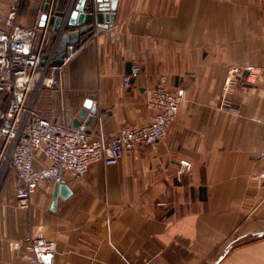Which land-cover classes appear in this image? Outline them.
<instances>
[{
  "label": "crops",
  "instance_id": "obj_1",
  "mask_svg": "<svg viewBox=\"0 0 264 264\" xmlns=\"http://www.w3.org/2000/svg\"><path fill=\"white\" fill-rule=\"evenodd\" d=\"M27 2L16 22L38 26L44 3ZM128 62L140 73L125 87ZM232 66L244 91L225 94ZM56 75L37 110L69 125L93 96L92 136L147 122L155 85L184 98L155 148L66 173L70 193L54 210V182L21 208L10 173L0 187V264H32L9 241L38 230L56 242L55 264H264V0H117L114 19L95 26ZM8 99L0 92V108ZM181 160L191 168L179 174ZM46 163L36 150L35 165Z\"/></svg>",
  "mask_w": 264,
  "mask_h": 264
},
{
  "label": "built area",
  "instance_id": "obj_2",
  "mask_svg": "<svg viewBox=\"0 0 264 264\" xmlns=\"http://www.w3.org/2000/svg\"><path fill=\"white\" fill-rule=\"evenodd\" d=\"M23 1L45 2L0 0V92L9 94L7 106L0 108V162L3 168H11L16 175L19 183L15 193L17 203L26 208L31 194L41 182H58L66 173H83L97 160L114 165L137 146L155 148L175 118L184 94L172 91L164 84L153 86L146 95V104L151 110L149 120L138 126H122L111 137L92 136L41 114L36 107L39 93L58 84L57 67L52 61L60 34L52 32L48 23L44 27L18 24L16 18ZM109 2L103 1L98 6L108 10ZM54 5L55 0H50V14ZM43 55L46 56L44 63ZM139 73L138 66H131V75L136 77ZM240 73L237 66L228 69L223 85L225 94L230 90L244 91V86L237 80ZM248 73L254 74L251 68ZM129 79V74L123 76L125 87L130 85ZM222 105L228 108L226 101ZM36 150L42 151L46 164L35 165ZM259 156L263 163L257 178L264 182V146ZM180 167L179 174L189 170L191 163L181 160ZM9 247L24 248L22 256L32 264H55L57 244L39 230L9 241Z\"/></svg>",
  "mask_w": 264,
  "mask_h": 264
},
{
  "label": "water",
  "instance_id": "obj_3",
  "mask_svg": "<svg viewBox=\"0 0 264 264\" xmlns=\"http://www.w3.org/2000/svg\"><path fill=\"white\" fill-rule=\"evenodd\" d=\"M49 1L45 0L42 13L39 17L38 25L44 27L46 23L52 28V32L60 34L59 43L56 48V54L52 65L59 67L65 61V57L69 55L71 50H75L87 37L91 36L96 27H105L113 19L117 6V0H110L109 9L104 10L100 5L106 0H70L64 9L53 8V13L49 12ZM88 1V2H87ZM46 56H42L44 63ZM125 73L130 75L129 83L135 81V76L131 75V63L126 64ZM248 74V70L243 72V76ZM94 97L89 96L78 110L76 115L71 119L70 126L79 128L87 133L91 130L85 126L90 125L92 121L98 117L100 108L96 102H93ZM105 116L101 117L104 120ZM70 193L66 180L62 179L54 182L51 210L55 209L58 198H65Z\"/></svg>",
  "mask_w": 264,
  "mask_h": 264
},
{
  "label": "rangeland",
  "instance_id": "obj_4",
  "mask_svg": "<svg viewBox=\"0 0 264 264\" xmlns=\"http://www.w3.org/2000/svg\"><path fill=\"white\" fill-rule=\"evenodd\" d=\"M28 3V5H29V8H33V2H27ZM20 15V14H19ZM30 18H31V16H30ZM24 20H28V22H29V16H28V14H25V17L23 18ZM0 168L2 169V171L3 172H1L0 171V187H1V185L3 184V182L5 181V179H6V177L10 174V173H14L13 172V170L11 169V168H8V167H6V168H3V165H2V163L0 162ZM15 175V174H14ZM16 176V175H15Z\"/></svg>",
  "mask_w": 264,
  "mask_h": 264
},
{
  "label": "trees",
  "instance_id": "obj_5",
  "mask_svg": "<svg viewBox=\"0 0 264 264\" xmlns=\"http://www.w3.org/2000/svg\"><path fill=\"white\" fill-rule=\"evenodd\" d=\"M67 2H68V0H56V2H55V8H57V9H64L66 7V5H67ZM37 99H38V97H37ZM36 105H37V100H36Z\"/></svg>",
  "mask_w": 264,
  "mask_h": 264
}]
</instances>
